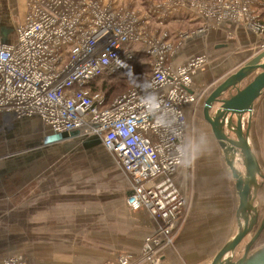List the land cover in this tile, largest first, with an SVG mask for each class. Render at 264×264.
<instances>
[{"label":"built area","instance_id":"built-area-1","mask_svg":"<svg viewBox=\"0 0 264 264\" xmlns=\"http://www.w3.org/2000/svg\"><path fill=\"white\" fill-rule=\"evenodd\" d=\"M24 2L23 22L11 32L0 28V115L35 117L52 133L98 138L129 177L126 206L143 208L156 221L141 241L139 261L160 264L159 251L173 244L186 204L172 176L186 155L184 109L200 97L191 90V73L207 62L205 55L174 65L168 30L155 39V33L145 31L149 17L115 3ZM179 10L190 24H200L192 33L177 34L179 43L206 34L209 18L216 24L228 18L182 0H164L149 11L163 26ZM135 50L151 57L149 73L107 103L91 83L121 70ZM153 95L154 102L149 100ZM116 258V264H134L127 254ZM3 264L25 263L7 257Z\"/></svg>","mask_w":264,"mask_h":264},{"label":"rangeland","instance_id":"rangeland-1","mask_svg":"<svg viewBox=\"0 0 264 264\" xmlns=\"http://www.w3.org/2000/svg\"><path fill=\"white\" fill-rule=\"evenodd\" d=\"M102 1L115 3L118 8L135 9L139 16L149 17V26L145 31L155 33L152 34L155 39L168 30L170 45L174 54L178 53L177 56L182 54L183 58H189L198 52L195 51L198 48L192 50L193 48L186 47L187 41L179 43L181 40L177 34L192 33L200 26L191 25V19L184 12L179 10L173 13H179L178 17H182V21L176 22L178 17H174L163 26L155 23L151 17L150 8L164 0ZM182 1L187 4L199 3L208 9H215L220 17H228L219 24L213 18L206 20V33H216L217 38H220L222 34L218 31L225 30L224 39L233 40L236 38L235 29L241 28L253 37L260 38L263 46L257 50L264 48V0ZM15 6L16 17L23 22L26 11L24 0H15ZM202 36H196L194 40ZM149 58L151 62V57ZM206 61L208 62L207 57ZM13 122L4 125L3 130H0V157L12 159L15 164L20 163L18 175L35 179L28 181L26 188L24 186L13 191L14 194L9 197L7 204L0 203V257L15 249L20 251L23 248L33 250L45 247L61 256L62 253L76 254L86 264H102L111 260L112 256L116 262V257L123 254L113 252L123 244L129 229L126 225V212L122 209L125 193L131 182L113 154L103 149L100 144L85 148L86 142L78 139L80 137L46 145L43 143L44 126L39 121L32 119ZM33 156H38L37 160L32 163L25 161ZM261 167L264 174V165ZM239 169L243 171L242 168ZM257 194L255 205L262 217L264 183ZM248 240L249 235L235 250V257L242 255ZM262 245L264 231L251 251Z\"/></svg>","mask_w":264,"mask_h":264},{"label":"crops","instance_id":"crops-1","mask_svg":"<svg viewBox=\"0 0 264 264\" xmlns=\"http://www.w3.org/2000/svg\"><path fill=\"white\" fill-rule=\"evenodd\" d=\"M15 8V0H0L1 29L5 28L11 32L12 25L22 23L20 18L16 17ZM194 24L197 23H191V25ZM218 32L222 34L220 38H217L216 33L212 35L206 33L202 38L187 41L185 46L193 48L192 50L198 48L195 49L198 52L189 58H183L182 54L177 56V53L171 60L174 65H180L197 54H203L208 62L191 73V90L200 97L195 104L184 109L187 121L184 134L186 155L183 164L172 176L180 193L185 196L186 204L183 217L172 240L173 244L159 251L160 264H209L216 252L237 232L235 212L238 196L235 194L234 180L231 179L230 172L223 162L222 151L218 148L214 136L211 135L208 124L202 118V102L216 85L247 62L263 44L259 41L260 38L253 37L241 28L235 29L236 38L233 40L224 39L225 30ZM235 47L237 49L233 50L232 48ZM248 81L249 79L243 83ZM253 104L251 122L247 132L248 144L258 164L262 166L264 165V91ZM32 119L39 121L35 117ZM32 119H14L10 115H0V130L12 121ZM242 119L243 129H245L247 115H244ZM42 131L45 136L53 134L45 127ZM77 138L73 137V139ZM70 139L72 138L55 143L67 142ZM78 139L86 142L85 148L97 144L102 146L101 141L96 137ZM37 157L33 156L25 161L32 163L37 160ZM12 161V159L0 157V203L3 204L8 203L9 197L14 194L13 191L20 190L24 186L26 188L27 182L35 179L18 175L17 170L21 164H15ZM129 191L130 187L125 193V198ZM122 211L126 212V225L129 229L122 241L123 244L113 254H127L134 260V264H145L139 261L141 240L155 230L156 221L143 208L129 209L125 204V199ZM7 257L23 261L25 264H86L84 259L76 254L62 253L61 256L45 247L8 251L0 257V264H3V260ZM114 260L112 256L111 260L102 264H116Z\"/></svg>","mask_w":264,"mask_h":264},{"label":"water","instance_id":"water-1","mask_svg":"<svg viewBox=\"0 0 264 264\" xmlns=\"http://www.w3.org/2000/svg\"><path fill=\"white\" fill-rule=\"evenodd\" d=\"M248 79L247 83H243ZM263 91L264 48L257 50L240 68L225 77L202 102V118L222 151L223 162L234 180L238 196L235 212L237 232L216 252L209 264H264V245L251 251L264 231V215L260 217L255 205L259 187L264 183V174L250 149L247 134L253 103ZM244 115H247L245 129ZM73 137L74 133L48 134L43 143L48 145ZM247 235L249 240L243 247L242 255L235 257V250Z\"/></svg>","mask_w":264,"mask_h":264},{"label":"trees","instance_id":"trees-1","mask_svg":"<svg viewBox=\"0 0 264 264\" xmlns=\"http://www.w3.org/2000/svg\"><path fill=\"white\" fill-rule=\"evenodd\" d=\"M150 71L149 56L135 50L133 59L121 70L106 77L97 78L90 85L92 91L104 93L108 103L121 91L131 86L136 80L144 79Z\"/></svg>","mask_w":264,"mask_h":264},{"label":"clouds","instance_id":"clouds-1","mask_svg":"<svg viewBox=\"0 0 264 264\" xmlns=\"http://www.w3.org/2000/svg\"><path fill=\"white\" fill-rule=\"evenodd\" d=\"M149 100H152L153 102L155 101V96L153 95V96H150L149 97Z\"/></svg>","mask_w":264,"mask_h":264},{"label":"bare ground","instance_id":"bare-ground-1","mask_svg":"<svg viewBox=\"0 0 264 264\" xmlns=\"http://www.w3.org/2000/svg\"><path fill=\"white\" fill-rule=\"evenodd\" d=\"M79 137V136H78Z\"/></svg>","mask_w":264,"mask_h":264}]
</instances>
